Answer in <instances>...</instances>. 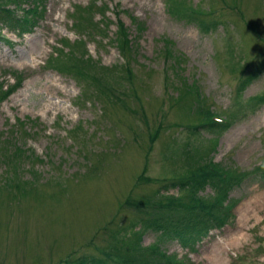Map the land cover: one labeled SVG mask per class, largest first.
<instances>
[{
	"label": "rangeland",
	"instance_id": "obj_1",
	"mask_svg": "<svg viewBox=\"0 0 264 264\" xmlns=\"http://www.w3.org/2000/svg\"><path fill=\"white\" fill-rule=\"evenodd\" d=\"M0 1L29 18L25 33L0 19V87L10 90L0 99V264H57L131 240L142 214L123 201H184L175 183L207 161L243 177L264 171V0ZM36 3L33 18L36 7L25 10ZM80 16L98 27H74ZM119 22L130 52L119 50ZM71 55L92 60L108 91L62 69ZM200 111L228 124L198 126ZM12 141L24 151L15 175ZM226 198L231 220L192 249L168 239L160 252L183 264H264V187L243 178ZM144 212L174 224L187 213Z\"/></svg>",
	"mask_w": 264,
	"mask_h": 264
},
{
	"label": "trees",
	"instance_id": "obj_2",
	"mask_svg": "<svg viewBox=\"0 0 264 264\" xmlns=\"http://www.w3.org/2000/svg\"><path fill=\"white\" fill-rule=\"evenodd\" d=\"M21 1L22 0H14V8H20V4L17 2ZM37 6L38 3L31 8L26 9L25 13L31 12L32 8H37ZM36 12L37 10L31 12L33 18L36 17ZM194 17H196V15H194ZM5 18L12 20L18 25L20 33L27 32L29 18L22 19L21 17H17L16 14L14 16L12 10L0 6V19L4 20ZM129 18L136 27L140 26L132 15H130ZM82 21L85 24L89 22L93 27H98V23H92L90 17L86 19L84 16L76 17V20L73 21L74 27L86 28L89 26L85 25ZM77 22H79L80 27L77 25ZM115 39L117 40L119 50L122 51V53L130 52V40L127 37L125 28L120 22L117 27ZM70 57H72L73 61H70L69 65L66 67L62 66V69L67 72L73 71L75 77L80 78L81 80H83L81 76L89 78L94 87L100 93L108 91V83L103 79L105 73L97 72V67L92 60H85L82 56L75 57L71 55ZM52 58L53 57H51V59ZM51 62L53 61L50 60V63ZM17 80L20 81V78H17ZM9 91L10 90L3 91L0 87V99L7 96ZM259 100L264 101V96L259 97ZM200 112L202 114V121L198 126L207 129H217L228 124L226 121L224 124L212 121L210 119L211 113L209 111ZM196 127L197 126H193V128ZM11 145L13 146V152L9 158L8 165L11 168V173L15 175L14 171H17L19 165L18 158H22L24 151H21L13 141L11 142ZM263 172L262 169H258L254 173L250 172L247 176L243 177L241 170H237L236 168L230 170L227 168L223 169L222 167L207 161L205 164L199 165L190 170L188 172L189 175L183 179H179L177 183H175L177 187L184 191V201L179 197L172 195L165 197V199H160V201H150L148 199L140 198L132 200L129 197L123 201L124 205L133 207L142 214L136 222H133L129 226L133 230L131 240L126 237H119L116 238L117 240L115 242V238L112 237L108 242V247L105 251H99L98 255H81L79 257L68 256L57 264H147L144 260L136 258L133 252H141L144 257L152 261L151 264H183L181 261H177L175 257L160 252L158 248V246H160L159 244L168 239H175L183 246L192 249V245L195 242H199L206 237L212 228L224 225L227 218H229V205L233 204L227 200L226 193L230 188L240 183L243 178L244 182L250 179L251 184H253L254 180L256 181V176L257 183L264 187ZM13 179L16 178L13 176ZM206 185H210L212 189L216 191L212 200H205L197 196L198 190ZM175 207L178 209L182 208L184 212H187L185 215L178 218V220H175L176 224H174L173 220L168 217L167 220L169 221L165 223L160 221V217H151L144 212L146 209H154L156 212H163L164 210ZM135 227H137V229L134 230ZM148 232H158L159 235L155 237L156 240H154V243L151 246L142 247L139 239Z\"/></svg>",
	"mask_w": 264,
	"mask_h": 264
}]
</instances>
